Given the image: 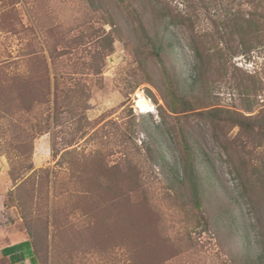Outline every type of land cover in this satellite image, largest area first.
<instances>
[{
    "label": "rangeland",
    "instance_id": "1",
    "mask_svg": "<svg viewBox=\"0 0 264 264\" xmlns=\"http://www.w3.org/2000/svg\"><path fill=\"white\" fill-rule=\"evenodd\" d=\"M228 4L0 0V247L19 232L43 264H264V191L240 174L264 158V135L215 130L201 115L210 103L241 107L231 77L212 70L209 89L190 80L193 45L215 38ZM142 26L165 40L163 62L149 57ZM257 56L230 62L254 73ZM47 75L60 96L74 91L77 114L89 107L76 134L64 114L46 126L48 104L22 101L24 88L44 86L22 79ZM174 96L195 108L173 112ZM187 131L211 163L195 151L200 208L190 182L174 181Z\"/></svg>",
    "mask_w": 264,
    "mask_h": 264
},
{
    "label": "trees",
    "instance_id": "2",
    "mask_svg": "<svg viewBox=\"0 0 264 264\" xmlns=\"http://www.w3.org/2000/svg\"><path fill=\"white\" fill-rule=\"evenodd\" d=\"M142 29L144 37L147 38L149 57L157 58L163 62L162 54L166 50V45H164L166 44L165 40L158 37V35L151 34L150 30L145 26H142ZM214 36L215 38L211 40H197L198 43L193 45L195 64L191 67V83L195 85L203 82L206 88H211L210 78L212 74L210 73L212 70H215L222 78L231 77L230 86L238 91L242 98V104L240 105L241 107L235 106L230 108L215 106L216 103H210L205 106L206 109L201 111V115L215 130H221L225 125H231L232 127H239L255 135H264V107L258 109L261 106H256L252 103L253 98L258 96L260 94L259 92L264 89V77L260 76L261 73L264 74V0H229L225 12L220 17L218 29L215 30ZM254 52H258L257 57L262 59L259 71L255 70L254 73H247L238 65H235V63L230 62L232 58L238 55H244L246 58H249ZM231 69L232 73L229 72ZM165 73L168 74L167 72ZM22 82L27 85L44 83L42 87L32 86V88H24L21 93V98L26 108L34 106L35 101L48 104L49 111L45 117V124L48 128L51 126L52 121L55 126L60 125V119L66 116L69 120L74 121L73 123L78 124L75 127V134L81 130V123L84 124L83 120H87L85 111L89 107H83L78 114L74 111L69 104V98L74 92L72 89L61 91L63 92V96H60L58 84H54L52 88L49 75L46 78L44 77V79L37 78L34 80L24 78ZM208 96L211 95L209 94ZM174 97L171 105L173 112L180 113L195 108L193 107L194 103L190 102L186 97ZM244 100L245 102L243 103ZM87 101L88 99L85 102L87 103ZM256 110L258 111L255 112ZM246 112L254 114L247 115ZM45 130L42 132L48 131V129ZM182 133L184 134V131ZM191 136L192 133L188 131L183 136V150L186 155L183 158V173L181 176H176L174 181L176 183L179 180L182 183L185 180L190 182L193 200L195 205L200 208L201 190L199 187V174L195 161V151L200 155V148H202V161L207 166L211 163L206 150L196 145L192 141ZM258 146H262L260 140L255 144V147ZM127 159L131 160L129 157ZM231 162L233 161L231 160ZM240 174L246 176V180L253 182L257 188L264 191L263 157L257 158L251 175H247L246 173ZM88 193H90V190ZM165 240L168 241L169 239L165 238ZM139 242L143 244L147 240L146 238H141ZM32 244L34 245L36 255L39 257L34 241ZM150 251L154 252V250ZM170 252L172 251H167L166 255L169 256ZM258 259V262L264 263V239Z\"/></svg>",
    "mask_w": 264,
    "mask_h": 264
},
{
    "label": "crops",
    "instance_id": "3",
    "mask_svg": "<svg viewBox=\"0 0 264 264\" xmlns=\"http://www.w3.org/2000/svg\"><path fill=\"white\" fill-rule=\"evenodd\" d=\"M32 243L29 236L14 232L0 247V264H41Z\"/></svg>",
    "mask_w": 264,
    "mask_h": 264
},
{
    "label": "bare ground",
    "instance_id": "4",
    "mask_svg": "<svg viewBox=\"0 0 264 264\" xmlns=\"http://www.w3.org/2000/svg\"><path fill=\"white\" fill-rule=\"evenodd\" d=\"M148 110H151V109H148ZM147 109L143 110V111H148Z\"/></svg>",
    "mask_w": 264,
    "mask_h": 264
}]
</instances>
